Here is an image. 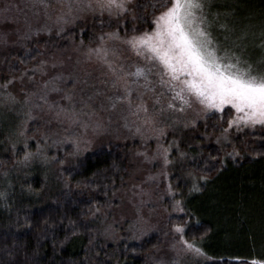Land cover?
Here are the masks:
<instances>
[{
  "label": "snow or ice",
  "instance_id": "6c2138e0",
  "mask_svg": "<svg viewBox=\"0 0 264 264\" xmlns=\"http://www.w3.org/2000/svg\"><path fill=\"white\" fill-rule=\"evenodd\" d=\"M25 8L28 9L24 12L25 31L21 32L14 26L0 31V49L6 53L4 60H8L16 46L26 47L28 41L41 33L51 38L54 32L59 36L68 25H76L83 34L89 26L88 21H92L93 26L98 22L100 34L97 39L100 44L88 49L87 58L91 60L95 56L107 68L106 75L112 77L105 83H110L112 88H122V91L106 94L96 89L95 85L90 86L88 79H82L78 72L69 73L67 78L73 82L72 89L61 87V84L67 83L62 73L51 76L37 92L25 90L27 72L8 78L0 84V91L3 92L0 109H6L0 121L7 120L10 114L17 121L10 129L8 139L22 138L25 150L23 157L15 162L18 167H29L34 161L64 165L68 156H79L81 144L90 141H85L78 129L83 128L86 133L91 128L97 135L106 130L101 120L93 119L97 109L117 113L129 131L135 126V132L139 134H143V130L158 132L157 139L166 135L165 127L177 130L176 125L180 123L188 127V123L179 120L177 113L193 106L198 109L197 116L201 112L205 116L223 113L229 106V111L234 114L225 122L227 128L222 130L224 139H228L229 129L239 132L242 128L260 126L264 130V12L257 17L243 4H222L219 0H27ZM41 17L43 23L34 26V22ZM4 19H8L7 15ZM138 20L142 21L140 27H137ZM106 24L108 27L115 26L114 30L104 32ZM108 41H119L141 58L143 64H135L134 71L127 70L118 49L110 46ZM47 66V61H41L32 72L46 75ZM51 67L56 68L57 64L53 63ZM17 79L21 83L22 98L8 90ZM30 79H34V75ZM50 93L60 94L61 100L67 102L66 106L59 101H50ZM148 93L153 97L151 111L145 103ZM33 96L42 103L35 102ZM35 109L52 113L62 131L50 129L41 141H36V151L33 152L28 150L27 124L37 119L33 115ZM165 114L167 119H161ZM129 116L139 118L142 123L135 125V122L129 121ZM196 118H193L192 124H195ZM47 123L51 124V120ZM64 145H71L73 149L66 153L65 159L46 155L48 148L59 149ZM172 146L178 149V143L173 141L168 148L161 145L157 150L158 155L162 154L165 166L172 163L169 160ZM12 147L15 149L16 144L12 143ZM139 155L147 158L146 153ZM229 155L234 158L239 153L234 150ZM2 176L8 178L9 172L4 171ZM201 180L207 182L208 177H197L189 193L203 190ZM4 182L7 189L0 190V201L10 206L8 202L13 193L8 189L13 186L10 179ZM168 192L175 197L171 183ZM176 206L179 211H184L182 201H176ZM99 211V208L95 209V212ZM95 212L92 214L95 215ZM25 223L27 227H32L27 219ZM197 225L203 227L198 220L191 227ZM186 229L190 230L187 224L175 226L178 237L177 243L170 246L173 256L167 259L161 257L156 264H180L177 258L181 252L206 257L201 246L203 236L186 239ZM72 234L75 235V232ZM68 238L66 236L65 241ZM4 255L7 258L0 259V264H43L39 242L32 247L14 237L11 247L5 245ZM243 264H264V258L254 257Z\"/></svg>",
  "mask_w": 264,
  "mask_h": 264
},
{
  "label": "trees",
  "instance_id": "16d2710c",
  "mask_svg": "<svg viewBox=\"0 0 264 264\" xmlns=\"http://www.w3.org/2000/svg\"><path fill=\"white\" fill-rule=\"evenodd\" d=\"M235 3L250 7L257 17L264 12V0ZM136 23L141 26L142 21ZM95 27L99 33L100 27ZM112 28L104 26L106 30ZM76 38L83 40L82 46L90 40L87 33L77 34ZM71 39L75 41V36ZM41 43L31 46L27 42L26 47H21L26 56H18L12 68L19 70L30 66L37 58ZM51 44L49 47L54 52L63 43L57 38ZM65 46L69 43L65 42L61 48ZM125 67L131 68L128 64ZM3 83L4 80L0 81ZM5 111L0 109V116ZM218 120L217 116L208 117L202 132H211ZM14 121L10 116L0 121V190L7 189L5 179H10L13 186L8 189L13 193L8 202L10 206L0 201V259L7 258L5 245L11 247L15 237L32 247L39 242L43 264H156L160 258L157 252L161 246L160 235L149 232L140 237L129 220L124 224H109L111 199L135 171L128 163L127 154L137 150L139 145L127 134V128L114 129L118 139L101 141L102 144L90 153L81 157L68 156L64 165L34 161L29 167H18L13 159L23 157L22 141L8 139ZM12 143L16 144L15 149ZM35 149V144H30L28 150L35 152ZM62 150L66 148L51 147L46 155L65 159ZM204 152L206 156L189 170L195 179L208 177L207 182L200 181L203 190L189 193L195 179L190 180L191 184L181 180L173 186L176 189L174 200L171 195L157 202L158 210H162L161 215L166 218L160 219L161 227L166 225L173 229L176 225L187 224L190 230L186 229V239L203 236L201 246L206 257L184 253L177 259L180 264H243L254 257L264 258V143L252 150L253 158L242 162L231 158L215 162L220 158L218 153L213 149ZM50 169H55L57 174L51 180ZM4 171L9 172L8 178L2 176ZM178 200L182 201L184 211L177 214L175 203ZM97 208L99 212H95ZM148 208L156 210L157 206L149 205ZM26 219L31 228L27 227ZM197 220L203 227H191ZM66 236L69 237L67 241Z\"/></svg>",
  "mask_w": 264,
  "mask_h": 264
},
{
  "label": "rangeland",
  "instance_id": "374dc122",
  "mask_svg": "<svg viewBox=\"0 0 264 264\" xmlns=\"http://www.w3.org/2000/svg\"><path fill=\"white\" fill-rule=\"evenodd\" d=\"M238 0H219L220 3H235ZM27 0H0V31L9 30L11 27H18L21 32L26 30L24 22V12H28V9L25 8ZM22 9L23 11L18 10ZM250 8V7H246ZM10 9V11H5ZM30 14V13H29ZM7 15L8 19L5 20L4 16ZM16 21L17 23H13ZM43 23V18L41 17L39 21L34 22V26H39ZM80 22L78 21L77 24ZM89 26L85 28L84 33L90 37L89 43L86 46H82L81 41L76 37L77 34H80V30L76 25H68L64 33L59 36L53 33L51 38L48 37L46 33H41L40 36H34L31 41H28L31 44H41L38 48V54L36 55V60L31 63L30 66H23L19 70L12 68L15 63L18 61V56H26V52L21 49L20 46H16V50L12 52L8 60H4L3 57L6 54L5 50L0 49V81H5L11 76L19 77L22 73L27 72L28 75L24 78V85L26 86V91L37 92L40 88L43 87V84L53 75L62 73L67 79L69 73L78 72L82 79H88L89 85H95L96 89L104 91L106 94H113L117 91H122V88H112L110 83H105V81H111V75H106L107 68L102 66L101 63L93 56L91 60L87 58V52L89 48L98 47L100 41L97 39V36L100 34L96 30V25L99 27L98 22L93 26L92 21H88ZM138 25V24H137ZM107 26V24L105 25ZM146 26V25H145ZM112 29H103L104 32L113 31ZM137 27H140L139 25ZM123 35V34H121ZM75 36L74 39L71 37ZM95 37V40H94ZM60 39L61 43H69L68 47L61 48L63 45H59L60 49L54 52L51 51L49 45L51 46L52 42ZM33 41H35L33 43ZM97 41V42H96ZM110 46H114L118 49L119 54L122 57V62L124 65L128 64L131 68H126L129 71H134V65L137 63L143 64L141 58L137 57L133 52L119 41H108ZM32 46V45H31ZM52 48V47H51ZM123 53V54H122ZM41 61H47V68L45 69L46 75L37 71L33 74L32 69L38 67ZM53 63L57 64L56 68H52ZM34 79H30L33 77ZM155 79V77H152ZM4 84V83H3ZM67 87L72 89L74 87L71 79H67V83L61 84V87ZM107 86H110L107 88ZM21 83L17 79L12 85H9L8 90L17 95L18 98H22L21 92ZM160 89H157L159 92ZM91 88H89V94ZM79 95L77 96V99ZM33 100L37 103H42V101L37 100L33 96ZM50 101H59L61 104H67L66 101L61 100L60 94L50 93ZM145 103L149 106L150 111L152 110L153 97L151 93L146 94ZM229 106L225 107L223 113L208 114L205 116L202 112L198 113V109L195 106L191 109H186L183 113H177V117L182 122L188 123V127H184L183 123L177 124L176 129L174 130L171 126L165 127L166 135L159 137L158 132H152L151 130H143V134L135 132V126L131 127V131L127 128V134L133 137L134 142L136 141L139 145L138 149L131 151L127 154L128 163H131L134 170L131 178L126 182V185L122 187L111 199L110 211L112 216L110 218L109 224H124L126 220L131 221L134 225V230L140 236L145 235L149 232H155L156 235H160L159 238L160 245L157 252L161 257H171L173 253L171 252L170 246L177 243L178 234L175 232V228L170 229L166 225L161 227L159 223L160 219L165 217L161 215L162 210H158V201L165 198H171V194L168 192V185L171 183L174 192L176 193V184L181 180L189 181L195 179L194 176L189 175L190 166H196L195 163H199L201 158L206 156L205 150H212L220 155V158L216 161L224 160L225 158H231L234 161L242 162L247 161L254 157L252 150L256 145H262L264 143V130L257 126L256 128H242L241 131L237 132L234 129L228 130V139H224L223 128H227L225 123L227 120L231 119V116L234 112L228 114ZM225 113L228 115L226 116ZM33 115L37 117L36 120L30 121L27 124V143L35 144L36 141H41L42 137L46 132L51 130H61L62 127L59 126L58 122L53 118L52 113L40 112L39 109H35ZM12 120L15 118L10 114ZM212 116H217L219 119L211 132H202L207 118ZM226 116V117H224ZM174 117L173 119H176ZM194 117L196 118L195 124H192L191 121ZM93 119L101 120L105 125V131L97 135L91 128L85 133L83 128L78 129V132L83 134V139L85 141H90V143L81 144V154L75 157H81L87 153L94 151L102 143L110 139L112 141L117 140L119 135L115 132L114 129H122L124 127L125 121L120 119L117 113L102 111L97 109V114ZM161 119H167V114ZM51 120V124L47 122ZM129 121L135 122V125H140L142 121L135 117L129 116ZM15 123L17 121H14ZM13 123V124H15ZM171 122L169 121V124ZM125 128V127H124ZM126 129V128H125ZM118 131V130H117ZM109 132V133H107ZM262 138V139H261ZM22 141V138H20ZM176 141L178 143V149L176 146H172L169 151V160L172 163L164 165L163 156L157 154L158 148L162 145L164 148H168L172 145V142ZM22 152L24 153V145L20 146ZM66 150H62L63 157L65 158L66 153H70L73 149L71 145H64ZM202 150V155L197 152L192 151L193 149ZM49 149V148H48ZM70 149V151H67ZM36 150V149H35ZM234 150L239 153V155L233 156L229 155L234 153ZM32 151V150H30ZM185 153L184 156H181L180 153ZM139 153H146L147 158ZM196 154L197 157L195 156ZM68 159V157H67ZM14 160V165H16V159ZM22 167V166H20ZM64 167V166H63ZM55 169H50L48 172L50 180L55 178L57 175ZM56 174V175H55ZM174 186V187H173ZM176 197V196H175ZM173 200L174 197L172 196ZM176 204V203H175ZM149 205H156L157 209H149ZM177 210V206L175 205ZM158 210V211H157ZM177 214L180 213L179 210L176 211ZM106 215V214H104ZM166 219V218H165ZM164 219V220H165ZM112 234V232H110ZM118 235V234H117ZM140 236V237H141ZM181 254H184L181 252Z\"/></svg>",
  "mask_w": 264,
  "mask_h": 264
}]
</instances>
